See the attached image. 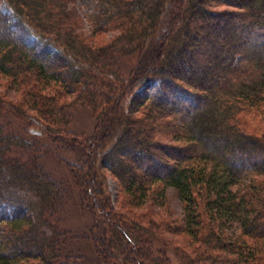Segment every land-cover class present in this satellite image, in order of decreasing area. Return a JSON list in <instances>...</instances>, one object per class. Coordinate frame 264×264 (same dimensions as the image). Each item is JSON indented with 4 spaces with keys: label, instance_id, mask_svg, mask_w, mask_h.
Segmentation results:
<instances>
[{
    "label": "trees",
    "instance_id": "1",
    "mask_svg": "<svg viewBox=\"0 0 264 264\" xmlns=\"http://www.w3.org/2000/svg\"><path fill=\"white\" fill-rule=\"evenodd\" d=\"M0 76L18 96L0 94V264H84L69 242L85 234L61 225L72 181L41 162L57 149L84 158L64 161L103 219L99 264H170V246L183 264H264V0H0ZM75 107L93 134H74ZM169 188L179 223L137 218L168 214Z\"/></svg>",
    "mask_w": 264,
    "mask_h": 264
},
{
    "label": "rangeland",
    "instance_id": "2",
    "mask_svg": "<svg viewBox=\"0 0 264 264\" xmlns=\"http://www.w3.org/2000/svg\"><path fill=\"white\" fill-rule=\"evenodd\" d=\"M71 15L78 19L81 17L82 13L85 12L84 7L80 2H75L74 4H69L66 8ZM169 12H166L164 23L168 21ZM72 22V21H71ZM78 28L82 30L85 34H90L92 32V27L86 21H82L79 23ZM80 30V31H81ZM139 56L135 55L133 57H129L123 62V74L128 77L139 64ZM7 80L0 76V94L7 95L10 98L18 97L17 95L12 94L8 91L9 83ZM264 111H262L263 113ZM73 123L71 124L73 128V132L77 137H81L84 135H91L95 132L96 122L93 120V114L88 108L85 107H75L73 110ZM11 121V120H10ZM0 119V123H5ZM12 122V121H11ZM19 122V123H18ZM258 126L262 130H264V113L258 120ZM39 125H33L30 130L33 134H40ZM12 127L16 130L19 135H23L22 129L24 125L21 124L20 120H16V122H12ZM59 147V146H58ZM56 147L54 146L53 149ZM60 148V147H59ZM57 149V148H56ZM64 152L60 153L57 151L50 150V154L47 155V158L41 159V162L44 164L46 170L51 173L57 179H61V177L68 178V180L72 181L73 185V196L66 204V208L61 217V225L64 229L70 230L71 233H84L85 235H80V237H75L72 235V240L69 242L70 248L75 249L74 258H78V261L84 262V264H99V260L97 259V255L95 252V248L93 245V241L89 238L90 233L89 228L92 227L95 223L96 225L102 226L103 219L100 218L96 210L94 209L93 204L90 200L86 199V197L82 196V189L80 186L75 184V180L73 179V175L71 177L70 170L66 162L70 161L74 164H81L84 158H80L76 153H73L71 149H65ZM39 156V155H38ZM66 160V162L64 161ZM109 191L112 195L113 203L115 204L116 196L118 197V185L112 178H107ZM166 198L168 200L169 207L166 208L168 210V214L165 211H162L157 205H151L146 207L145 210L139 212L137 214V218H140L141 215L146 219L151 217H158V215H168V217L172 220H175L179 223L183 219V209L181 202L177 196V193L174 189L169 188L166 191ZM117 206V204H116ZM147 216V217H145ZM158 218L153 220H158ZM148 221H144L143 223L147 224ZM166 236L176 242L179 245L184 247L185 242L187 241L185 236L167 233ZM167 256L170 259V264H183L180 256L176 254L173 248L170 246L169 249L166 250Z\"/></svg>",
    "mask_w": 264,
    "mask_h": 264
}]
</instances>
